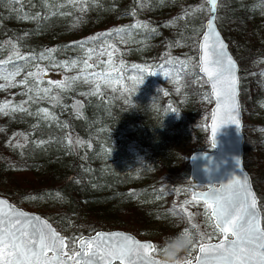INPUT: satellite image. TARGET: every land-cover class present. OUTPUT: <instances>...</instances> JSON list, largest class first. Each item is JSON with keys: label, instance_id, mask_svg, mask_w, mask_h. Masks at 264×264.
<instances>
[{"label": "trees", "instance_id": "1", "mask_svg": "<svg viewBox=\"0 0 264 264\" xmlns=\"http://www.w3.org/2000/svg\"><path fill=\"white\" fill-rule=\"evenodd\" d=\"M207 7L204 0H0V77L19 69L11 85L0 79V105L26 109L0 112V194L27 209L41 203L39 213L61 228L88 209L116 216L135 235L161 217L191 226L173 212L186 206L188 154L206 147L202 134L208 143L202 105L212 99L197 69ZM215 19L239 65L244 114L264 97V0H218ZM107 52L120 79L97 92L84 76L112 70L101 63ZM89 55L94 67L84 69ZM37 86L51 91H29ZM243 165L264 227V127L244 136ZM76 222L83 234L102 227L94 217Z\"/></svg>", "mask_w": 264, "mask_h": 264}, {"label": "snow or ice", "instance_id": "2", "mask_svg": "<svg viewBox=\"0 0 264 264\" xmlns=\"http://www.w3.org/2000/svg\"><path fill=\"white\" fill-rule=\"evenodd\" d=\"M206 2L211 5L209 11L214 14L217 0H206ZM131 27L147 28V25ZM206 29L203 42L199 45L201 52L199 70L207 76L211 84L212 95L216 98L217 112L222 111L224 119L233 120L238 109L236 65L227 55L226 46L216 33L212 20L208 21ZM114 31L119 34L126 32L127 29L118 28ZM13 48L15 49V45ZM109 48L114 49V46L109 45ZM106 54L109 59L101 63L112 64V70L90 72L84 76L86 83L94 82L97 92L101 88V82L111 85L113 82H119L120 79L118 75H114L118 69L112 63L113 53ZM17 56L19 59H25L19 53ZM91 59L92 56L89 55L82 61L84 69L94 67L89 62ZM2 63L0 61V64ZM71 66L75 67L76 62L73 61ZM186 66L185 63L181 65L182 68ZM64 67H69L68 62L64 63ZM133 67L138 68L140 72L148 71L147 68L136 65ZM164 67L165 65H160L162 71ZM18 74L17 68L0 79H4L11 85ZM164 74L170 75L169 72ZM28 75L33 76L34 73L30 72ZM80 78L76 76L71 79L75 81ZM20 83L26 85L27 81ZM52 83H56V86L61 88L69 86L49 81V84ZM4 86L0 84V88ZM29 91H35L39 96L41 91L47 94L51 89H39L37 86L35 89L29 87ZM29 99L32 97L30 96ZM53 99L57 98L53 97ZM7 109L26 110L21 105H12L10 102L0 105V112L7 114ZM41 112L46 116L49 115L45 109H41ZM216 118L217 113H213L214 123ZM213 138L215 143V127H213ZM76 143L83 142L77 140ZM192 200L203 202L206 222L214 229V232L209 235L201 231L196 224L186 228V231L191 233H193L192 229H196L195 235L198 239L188 254V259L182 261V264H192V252L197 250L199 255L195 257L196 264H264V227L261 226V212L257 198L249 186L247 177L243 180L234 177L230 182L221 184L219 187H210L205 192H193ZM190 202L186 201L185 204ZM181 213L189 219L193 216L183 205L179 211L174 210L173 215ZM213 236L222 238L218 243H209ZM158 250L157 245L153 243H142L131 235L118 231L96 232L89 238L73 237L71 248H69V241L60 236L47 221L39 216H29L18 211L7 200L0 199V264H117V262L118 264H158L154 259Z\"/></svg>", "mask_w": 264, "mask_h": 264}, {"label": "water", "instance_id": "3", "mask_svg": "<svg viewBox=\"0 0 264 264\" xmlns=\"http://www.w3.org/2000/svg\"><path fill=\"white\" fill-rule=\"evenodd\" d=\"M204 1L206 2V0ZM206 4L208 6V15L204 20V27H203L202 32L200 33V36L197 42V69H198L199 74L206 81L208 85L209 94L212 98V104L209 108V116L206 122L207 137L209 140V144L212 147V150L194 149L190 152L188 156V165H189L188 179L190 183L192 185H198V186L204 187V188H196L192 186L190 188V196L192 197L193 192H205V191H208L210 187H219L221 184H226L230 182V180L233 179L234 177L237 179H241V180L247 177L249 186L251 190L253 191L255 197L257 198V202H258V196L253 187L251 176L248 170L243 165L244 135L242 132L243 119H242V110H241V104H240V99H239V65L234 55L232 54V52L230 51L228 47L227 40H225V38L223 37L221 31L219 30L217 26V23L215 20L216 10H215V13L213 14L212 12L209 11V9L211 8V5L208 4L207 2ZM209 20L213 21L214 29L216 33L219 35L220 40L226 46L225 50H226L227 55L233 59L236 65V77L238 80L236 101L238 104V109H237V114L233 120L224 119L222 111L217 112L216 98L215 96L212 95L211 84L208 82L207 76L204 73L200 72L199 66H198L199 57L201 55L199 45L203 42V36L207 32L206 24L208 23ZM213 113H217V118L215 120V123L213 121ZM213 127H215V143L213 142V139H214L213 138ZM237 161H239V164H237ZM0 199L7 200L8 203L14 206L16 210L22 211L28 214L29 216L41 217V219L47 221L48 224L60 236L65 238V236L61 235L60 232L57 229H55V227L46 217L39 214L37 211L22 208L16 205L15 203H13L12 201H10L6 196H3V195H0ZM258 208L260 209L259 204H258ZM261 226H262V223H261ZM117 231L127 234V235H131L134 239L142 243H153V241L150 239H139L133 233L123 230V229H111V230L97 229L90 234H83L79 236L78 238L80 237L89 238L91 236H94L96 232L110 233V232H117ZM219 239L214 240V241H208V242L218 243ZM197 255H199L198 250L196 251L195 257ZM66 258L67 257H65V259ZM192 264H196L195 259L192 261Z\"/></svg>", "mask_w": 264, "mask_h": 264}, {"label": "rangeland", "instance_id": "4", "mask_svg": "<svg viewBox=\"0 0 264 264\" xmlns=\"http://www.w3.org/2000/svg\"><path fill=\"white\" fill-rule=\"evenodd\" d=\"M183 2H184V0H177V3L179 4V6L182 5ZM207 15H208V11L205 14V18L207 17ZM98 50L103 51L102 46H100L98 48ZM81 82H82V80L78 81V83H81ZM89 83H92V85H94V82H89ZM101 84H102V82H101ZM92 87H95V85ZM211 104L212 103H209L205 99L203 102V105H202V110L203 109L209 110ZM242 119H243L242 132H243L244 136L246 134H250V132L253 129H257L258 127H264V97H261V96L255 97L252 106L247 111H244V114L242 113ZM207 120H206V122H207ZM207 140H208V137H207ZM199 141L205 142L206 147L204 148V150H212V147L209 144V140L207 143L206 137L203 134L199 138ZM243 144H244V142H243ZM192 150H194V149H192ZM189 154H188V156H189ZM186 161L188 163V157H187ZM41 170L42 169L37 168L36 172H41ZM192 186H194L196 188H204L202 186L192 185L190 183L189 188L187 190V193H185L183 195V197L185 198L186 201H191L190 203L185 204L186 205L185 207L189 212H191L193 214L191 219H189L188 217H186V219L191 224H196L201 231L211 235L214 232V229L211 228L208 225V223L206 222L205 215H204L205 205L203 204L202 201L192 200V197L190 196V188ZM256 194H257V192H256ZM0 195H3V194H0ZM3 196H5V195H3ZM257 196H258V204H259V195L257 194ZM18 206L27 209L23 204H18ZM40 207H41V203H37V204H35V207L33 209H29V210H34V211H37L39 213L38 210L40 209ZM260 211H261V208H260ZM91 212L92 211L89 209L86 211L80 210L77 215L74 214V215L68 217L66 219L64 228L63 227L61 228L60 227L61 224H59L57 222H51V221L50 222L55 227V229H57L60 232L61 235L65 236L66 240L70 241L69 248H71V242H72L73 237L78 238L79 236L83 235L81 230H79L77 232L75 231L76 230V224H77V222H76L77 217L80 220H85V221L93 219V217H94V219L97 218V220L100 221V223H102V227H100L101 229H105V230L123 229V230L131 232L129 229L123 227V222L119 218H117L116 216L108 214V213H103V212L98 214L97 216H95L94 214H90ZM261 213H262V211H261ZM137 227H138V229H137L138 234L136 236L139 239H150L153 241V244L157 243V245L160 242H162L163 237H165L167 235L175 234L176 232L181 231L184 228H190V226H188L185 223L175 225V223H173L172 219L167 218V217L166 218H162V217L161 218H155L151 222L141 223ZM93 231H95V230L90 229L88 231V233H86V234H90ZM196 231H197L196 229H192V232L194 235H195ZM195 237H196V239H198V237L196 235H195ZM219 238L220 237L213 236L210 241H214V240H217ZM195 255H196V251H193L192 255H191L192 261L195 259ZM193 257H194V259H193Z\"/></svg>", "mask_w": 264, "mask_h": 264}, {"label": "clouds", "instance_id": "5", "mask_svg": "<svg viewBox=\"0 0 264 264\" xmlns=\"http://www.w3.org/2000/svg\"><path fill=\"white\" fill-rule=\"evenodd\" d=\"M195 243V235L184 228L175 234L163 237L162 242L157 245L159 250L154 259L158 264H182V261L188 259V254Z\"/></svg>", "mask_w": 264, "mask_h": 264}]
</instances>
